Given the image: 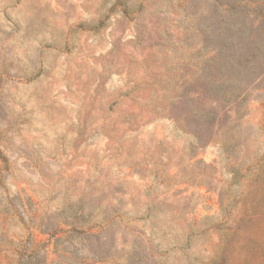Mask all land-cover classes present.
Listing matches in <instances>:
<instances>
[{
  "label": "rangeland",
  "instance_id": "374dc122",
  "mask_svg": "<svg viewBox=\"0 0 264 264\" xmlns=\"http://www.w3.org/2000/svg\"><path fill=\"white\" fill-rule=\"evenodd\" d=\"M0 264H264V0H0Z\"/></svg>",
  "mask_w": 264,
  "mask_h": 264
}]
</instances>
